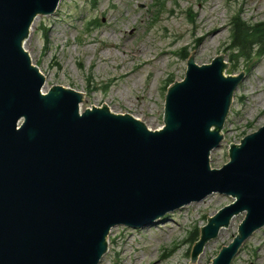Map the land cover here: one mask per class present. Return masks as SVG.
Masks as SVG:
<instances>
[{
  "label": "water",
  "instance_id": "95a60500",
  "mask_svg": "<svg viewBox=\"0 0 264 264\" xmlns=\"http://www.w3.org/2000/svg\"><path fill=\"white\" fill-rule=\"evenodd\" d=\"M59 1L0 0V264H98L113 227L146 226L216 192L233 202L207 218L190 263L244 212L211 261L230 264L264 226V125L210 168L242 74L226 76L222 56L201 65L189 56L166 90L160 129L105 106L81 112L73 89L42 94L45 78L23 48L37 16Z\"/></svg>",
  "mask_w": 264,
  "mask_h": 264
},
{
  "label": "rangeland",
  "instance_id": "374dc122",
  "mask_svg": "<svg viewBox=\"0 0 264 264\" xmlns=\"http://www.w3.org/2000/svg\"><path fill=\"white\" fill-rule=\"evenodd\" d=\"M58 4L53 14L37 16L23 44L45 78L43 92L60 85L73 89L83 96L81 111L105 106L155 130L163 125L166 89L183 79L189 56L197 65L222 56L224 74H242L243 80L231 98L223 141L210 153L211 168L226 164L230 144L264 125V55L235 61L226 49L231 16L240 14L250 24H264V0H60ZM232 202L230 195L216 192L146 226H115L108 233L110 248L98 264H191L190 251L200 228ZM244 215L232 216L227 227L206 241L197 264H211L221 247L238 234ZM230 264H264V226L245 239Z\"/></svg>",
  "mask_w": 264,
  "mask_h": 264
},
{
  "label": "trees",
  "instance_id": "16d2710c",
  "mask_svg": "<svg viewBox=\"0 0 264 264\" xmlns=\"http://www.w3.org/2000/svg\"><path fill=\"white\" fill-rule=\"evenodd\" d=\"M229 40L226 49L235 61H250L264 55V24H250L240 14L231 16ZM187 59L186 56H183ZM229 61V60H228ZM172 82V81H170ZM192 240V238H191ZM194 239L193 243H195Z\"/></svg>",
  "mask_w": 264,
  "mask_h": 264
},
{
  "label": "bare ground",
  "instance_id": "6f19581e",
  "mask_svg": "<svg viewBox=\"0 0 264 264\" xmlns=\"http://www.w3.org/2000/svg\"><path fill=\"white\" fill-rule=\"evenodd\" d=\"M31 32V30H30ZM209 34V33H208ZM208 34L206 35V37H208ZM109 245V238H107V246ZM109 247V246H108ZM110 248V247H109ZM123 253V252H122ZM121 255V254H120ZM123 255V254H122Z\"/></svg>",
  "mask_w": 264,
  "mask_h": 264
}]
</instances>
